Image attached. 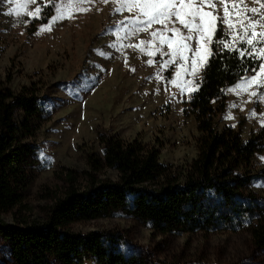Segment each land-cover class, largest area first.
<instances>
[{
  "label": "rangeland",
  "instance_id": "1",
  "mask_svg": "<svg viewBox=\"0 0 264 264\" xmlns=\"http://www.w3.org/2000/svg\"><path fill=\"white\" fill-rule=\"evenodd\" d=\"M37 6H41L40 0L28 10ZM253 6L259 7L248 5ZM14 7L0 5V86L18 92L40 81L45 89L42 106L50 120L37 138L38 164L30 192L22 207L4 216L5 222H42L54 199L63 193L66 175L74 171L83 179V172L89 169L88 158L102 154L104 138H137L160 152L162 164L173 167L196 158L198 125L185 113V105L196 90L189 88L181 94L170 82L183 70L179 61L164 66L163 61L170 57L156 51H171L152 36L161 25L125 37L119 30L120 21L126 24L132 14L116 12L115 0H92L83 5L90 10L41 32L39 21L23 16L24 23H18L15 15H7ZM172 36L168 32L164 38ZM149 51L153 54L148 55ZM187 67L190 69V63ZM202 72L198 69L195 77L184 75L183 79L200 84ZM253 110L255 116L251 115ZM219 127L235 128L249 138L264 127V103L255 97L249 102L244 92H228ZM259 163L264 167V156ZM259 190L264 194V183ZM74 230L116 234L126 254L147 264H264V248L257 247L246 230L159 235L122 216L83 222ZM0 264H16L9 242L2 238Z\"/></svg>",
  "mask_w": 264,
  "mask_h": 264
},
{
  "label": "trees",
  "instance_id": "2",
  "mask_svg": "<svg viewBox=\"0 0 264 264\" xmlns=\"http://www.w3.org/2000/svg\"><path fill=\"white\" fill-rule=\"evenodd\" d=\"M221 55L226 58L207 61L199 89L185 105L198 125L194 160L173 167L137 138H104L102 154L88 158L83 179L74 171L66 175L63 193L42 222L12 225L4 216L22 207L35 179L37 138L50 120L41 102L45 89L40 81L18 92L0 86V238L9 242L16 264H147L126 254L116 234L74 230L115 216L159 235L246 230L264 248V127L249 138L232 127L220 129L226 89L243 74L234 53ZM245 63L252 61L245 57Z\"/></svg>",
  "mask_w": 264,
  "mask_h": 264
},
{
  "label": "snow or ice",
  "instance_id": "3",
  "mask_svg": "<svg viewBox=\"0 0 264 264\" xmlns=\"http://www.w3.org/2000/svg\"><path fill=\"white\" fill-rule=\"evenodd\" d=\"M105 3L108 0H104ZM118 13L127 11L131 18L120 21L125 37L136 35L159 24L161 29L152 33L161 45L166 44L170 52L161 48L156 51L161 56L168 55L164 66L179 61L177 79L170 82L181 90L189 88L198 90L199 83L184 80V75L195 77L198 69L207 67L209 59L226 58L222 52L233 54L243 74L237 77L238 83L226 89L228 92H241L249 96V102L255 97L264 103V0H115ZM38 0H0V5H15L7 15H15L18 23H24L22 17L28 16L43 24L40 31L51 30L52 25L62 19L74 18L80 11H87L83 5L92 0H40L41 6L29 11V5ZM249 4L259 7H248ZM222 10V14H221ZM54 13V14H53ZM49 23H45L49 21ZM179 24L181 27H176ZM171 32L172 37L164 38ZM217 33L219 35H217ZM125 37H117L123 39ZM231 38V39H229ZM146 43L141 41V44ZM151 43V41L147 42ZM215 43L213 49L211 45ZM132 46V45H129ZM116 47V45H113ZM152 55V52H147ZM191 54V55H189ZM245 57L252 63L246 64ZM258 61V63H256ZM149 65L153 63L148 61ZM190 63V69L187 65ZM159 78V77H158ZM237 105L233 104L232 107ZM255 110L251 113L255 116ZM256 186V185H254ZM247 223V221H246Z\"/></svg>",
  "mask_w": 264,
  "mask_h": 264
}]
</instances>
